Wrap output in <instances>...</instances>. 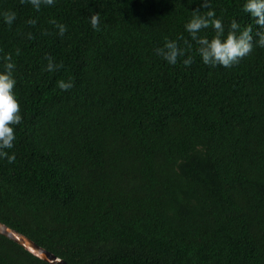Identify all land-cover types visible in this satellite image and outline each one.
I'll return each instance as SVG.
<instances>
[{
    "label": "trees",
    "instance_id": "obj_1",
    "mask_svg": "<svg viewBox=\"0 0 264 264\" xmlns=\"http://www.w3.org/2000/svg\"><path fill=\"white\" fill-rule=\"evenodd\" d=\"M201 2L0 0L23 118L14 163L0 159V223L66 264H264V48L205 65L185 31ZM245 2L209 0L226 31H255ZM181 36L177 64L155 54ZM0 264L48 263L0 235Z\"/></svg>",
    "mask_w": 264,
    "mask_h": 264
},
{
    "label": "clouds",
    "instance_id": "obj_2",
    "mask_svg": "<svg viewBox=\"0 0 264 264\" xmlns=\"http://www.w3.org/2000/svg\"><path fill=\"white\" fill-rule=\"evenodd\" d=\"M29 3L37 12L41 6H53L55 0H21V3ZM208 9L201 12L200 9ZM243 11L248 13L254 21L253 25L241 27V25L233 19L226 31L222 19L216 17V13L211 9L209 0H202L200 7L192 11L191 17L185 24V31L190 36V41L194 42L197 47L195 52L201 58L202 62L209 67L222 66L231 68L238 65L245 57L249 56L254 46L264 48V0H246L243 5ZM3 20L11 26L16 20V13L6 11L3 14ZM31 26H35L37 21L30 19L26 22ZM55 29L58 30L60 36H64L67 27L64 24L57 23L56 20L49 21ZM90 23L94 30H100V14L94 13L90 16ZM206 29H212L214 35L209 38L207 35H200ZM44 35L49 33L44 32ZM31 39V33L28 34ZM178 40H182L185 47H181L177 40L165 38L162 47L155 49V54L161 57L170 65H175L180 57H184L192 49V43L183 36ZM17 49L16 55H19ZM48 59L47 70L54 71L57 66L53 63L50 56ZM3 71H0V159H6L9 164L14 163L16 156L10 154L8 150L14 147L15 128L14 126L22 123V115L19 100L15 94L16 79L14 78L15 63L12 61L11 54L5 55L3 58ZM185 67L190 66L194 60L192 55H187L183 59ZM63 67V65H59ZM57 86L61 91H68L74 85L72 82L59 80Z\"/></svg>",
    "mask_w": 264,
    "mask_h": 264
},
{
    "label": "water",
    "instance_id": "obj_3",
    "mask_svg": "<svg viewBox=\"0 0 264 264\" xmlns=\"http://www.w3.org/2000/svg\"><path fill=\"white\" fill-rule=\"evenodd\" d=\"M0 235L8 238L12 242L16 243L24 250L29 252L34 257L48 263V264H66L63 260L58 259L53 254L49 253L45 249L37 246L27 237L23 236L22 234L10 229L9 227L5 226L4 224L0 223Z\"/></svg>",
    "mask_w": 264,
    "mask_h": 264
}]
</instances>
